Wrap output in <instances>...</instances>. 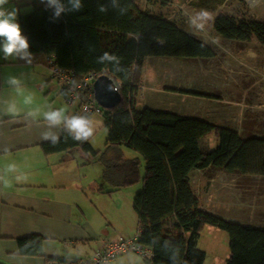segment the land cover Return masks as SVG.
I'll return each mask as SVG.
<instances>
[{"label":"trees","instance_id":"1","mask_svg":"<svg viewBox=\"0 0 264 264\" xmlns=\"http://www.w3.org/2000/svg\"><path fill=\"white\" fill-rule=\"evenodd\" d=\"M25 1L28 10L18 14L17 21L28 40L27 51L46 55L48 62L75 80L88 74L105 75L121 96L117 106L101 108L99 115L105 148H125L142 160L140 186L136 185L140 178L136 158L123 160L119 170L105 166L106 182L114 189L136 185L131 205L138 232L124 238L135 247L128 252L141 256L145 264H205L207 252L198 241L203 226L209 225L228 236L229 256L224 264H264V226L230 222L207 212L193 185L197 173L207 170L264 177V137L242 138L230 128L140 107L136 101L146 59L207 60L213 58V48L177 23L141 9L138 0H80L79 10L69 0H60L65 11L58 17L48 0ZM213 29L231 42L245 46L255 41L264 46L262 20L220 14ZM105 53L115 59H103ZM65 92L63 85V96ZM80 108L77 105L74 118L88 120L94 115ZM75 136L64 129L59 140L43 144L42 149L48 154L80 148L96 158L99 153L90 137ZM212 174L206 179H212ZM42 247L41 236L20 238L17 255L35 257ZM145 251L146 255L138 254ZM79 260L87 259L47 258L43 264Z\"/></svg>","mask_w":264,"mask_h":264},{"label":"crops","instance_id":"2","mask_svg":"<svg viewBox=\"0 0 264 264\" xmlns=\"http://www.w3.org/2000/svg\"><path fill=\"white\" fill-rule=\"evenodd\" d=\"M29 53L0 61V261L43 264L47 258L88 259L114 237L137 235L131 205L136 188L114 189L106 182L109 163L104 162L116 152L129 154L139 164L140 159L123 148L106 149L103 143L94 159L80 148L45 153L43 144L59 140L64 129L71 131L67 121L74 118L76 108L65 104L60 83L63 104L54 105L52 91L57 86L51 82L48 58ZM51 112H61L58 123L46 118ZM134 158L118 160L109 168L119 170L123 160ZM91 161L102 165V174L87 172ZM32 235L43 238L41 253L17 255V240ZM112 264L145 263L136 253L126 252Z\"/></svg>","mask_w":264,"mask_h":264},{"label":"rangeland","instance_id":"3","mask_svg":"<svg viewBox=\"0 0 264 264\" xmlns=\"http://www.w3.org/2000/svg\"><path fill=\"white\" fill-rule=\"evenodd\" d=\"M22 1L25 0H7L2 6L8 12L17 11L15 22L18 14L28 10ZM138 5L177 23L214 50L213 58L207 60L146 59L136 97L140 107L201 119L230 128L242 138L264 137V46L255 41L243 46L219 37L213 29L214 20L220 14L264 21V0H138ZM201 12L208 13L209 18H202ZM3 45L4 38L0 37V61L8 59ZM51 82L57 86L54 85L56 89L52 91L54 105L60 108V103L63 104L58 94L60 85L52 78ZM67 106L77 108V105ZM88 121L93 129L90 142L97 150V146L104 144L102 114H94ZM116 153L110 162L106 159L109 167L115 166L118 160L134 158ZM85 168L90 174H102L103 167L96 161H91ZM139 171L136 185L140 186L141 159ZM211 173L215 174L212 179H206ZM196 177L197 184L193 185L194 188L196 185L200 204L207 212L230 222L264 226V177L231 175L215 170H207L204 174L198 172ZM198 246L207 252L205 264H224L229 256L227 234L213 226H203Z\"/></svg>","mask_w":264,"mask_h":264},{"label":"built area","instance_id":"4","mask_svg":"<svg viewBox=\"0 0 264 264\" xmlns=\"http://www.w3.org/2000/svg\"><path fill=\"white\" fill-rule=\"evenodd\" d=\"M48 67L52 79L62 86L66 87V94L63 98L67 105H79L81 112L88 114H99L101 107L94 99L93 83L97 78L94 74H88L82 79L75 80L65 71H62L48 62ZM82 92V94H80ZM133 243L125 240L122 237L110 239L100 250L94 252V255L87 260H79L76 264H108L121 254L133 250ZM144 254L145 252H138ZM45 264H62L60 262L47 261Z\"/></svg>","mask_w":264,"mask_h":264},{"label":"clouds","instance_id":"5","mask_svg":"<svg viewBox=\"0 0 264 264\" xmlns=\"http://www.w3.org/2000/svg\"><path fill=\"white\" fill-rule=\"evenodd\" d=\"M69 2L72 3L73 8L76 10L82 7L80 0H69ZM5 3H7V0H0V37L4 38L3 52L6 57L18 53H23L26 57L31 56V53L27 51L29 48L28 40L22 35L19 23L15 22L17 11L15 9L10 12L4 10L2 6ZM48 3L50 6H55V16L57 17L65 11V7L60 0H48ZM199 15L202 18H209V14L206 12H201ZM103 59L112 60L115 57L105 53ZM45 115L48 120L56 123L61 118V112H51ZM67 126L76 134V139H87L93 134V129L89 127V121L83 118H72L67 121Z\"/></svg>","mask_w":264,"mask_h":264},{"label":"water","instance_id":"6","mask_svg":"<svg viewBox=\"0 0 264 264\" xmlns=\"http://www.w3.org/2000/svg\"><path fill=\"white\" fill-rule=\"evenodd\" d=\"M94 99L103 109H111L117 106L121 101L112 79L105 75L98 76L93 83Z\"/></svg>","mask_w":264,"mask_h":264}]
</instances>
